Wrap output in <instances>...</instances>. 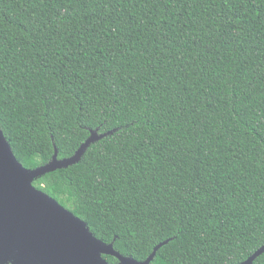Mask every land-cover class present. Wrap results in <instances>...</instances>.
Instances as JSON below:
<instances>
[{"label": "trees", "instance_id": "16d2710c", "mask_svg": "<svg viewBox=\"0 0 264 264\" xmlns=\"http://www.w3.org/2000/svg\"><path fill=\"white\" fill-rule=\"evenodd\" d=\"M0 129L29 170L105 135L33 185L123 256L242 264L264 247V0H0Z\"/></svg>", "mask_w": 264, "mask_h": 264}, {"label": "water", "instance_id": "95a60500", "mask_svg": "<svg viewBox=\"0 0 264 264\" xmlns=\"http://www.w3.org/2000/svg\"><path fill=\"white\" fill-rule=\"evenodd\" d=\"M105 135L92 132L77 153L49 165L26 169L14 155L0 129V264H151L158 245L144 262L127 258L113 244L98 239L88 225L57 201L34 187L47 173L80 161L88 147ZM264 247L242 264H253ZM104 256H112L110 263Z\"/></svg>", "mask_w": 264, "mask_h": 264}]
</instances>
